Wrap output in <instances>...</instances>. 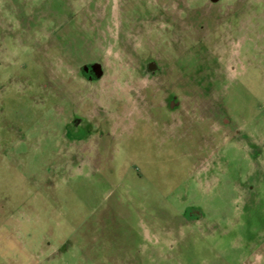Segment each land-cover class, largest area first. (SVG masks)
I'll use <instances>...</instances> for the list:
<instances>
[{
	"label": "rangeland",
	"instance_id": "1",
	"mask_svg": "<svg viewBox=\"0 0 264 264\" xmlns=\"http://www.w3.org/2000/svg\"><path fill=\"white\" fill-rule=\"evenodd\" d=\"M0 264H264V0H0Z\"/></svg>",
	"mask_w": 264,
	"mask_h": 264
},
{
	"label": "flooded vegetation",
	"instance_id": "2",
	"mask_svg": "<svg viewBox=\"0 0 264 264\" xmlns=\"http://www.w3.org/2000/svg\"><path fill=\"white\" fill-rule=\"evenodd\" d=\"M91 64H93V63H89V64H85V65H87V66H89V65H91ZM85 65H83V66H85ZM82 66V67H83ZM82 67H81V70H80V72H82V74H83V76L85 77V78H87V80H89V81H97V80H99L100 78H96L95 77V75H94V73H92V71H88V72H84L83 70H82ZM156 69V66L154 65V64H150V65H148L147 66V70L149 71V72H154V70ZM102 75H103V70H102ZM73 120V124H74V127H76V128H79V127H82L81 125H82V118H80V117H76L75 116V118L74 119H72Z\"/></svg>",
	"mask_w": 264,
	"mask_h": 264
},
{
	"label": "water",
	"instance_id": "3",
	"mask_svg": "<svg viewBox=\"0 0 264 264\" xmlns=\"http://www.w3.org/2000/svg\"><path fill=\"white\" fill-rule=\"evenodd\" d=\"M213 2L217 1V0H211ZM82 70L86 73L89 70L92 71V73H94L96 78H100L102 76V67L99 63H93L89 66L85 65L82 67Z\"/></svg>",
	"mask_w": 264,
	"mask_h": 264
}]
</instances>
